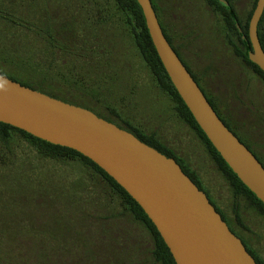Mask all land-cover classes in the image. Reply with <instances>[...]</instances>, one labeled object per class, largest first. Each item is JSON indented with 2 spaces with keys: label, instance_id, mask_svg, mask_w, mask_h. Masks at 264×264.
Segmentation results:
<instances>
[{
  "label": "trees",
  "instance_id": "obj_1",
  "mask_svg": "<svg viewBox=\"0 0 264 264\" xmlns=\"http://www.w3.org/2000/svg\"><path fill=\"white\" fill-rule=\"evenodd\" d=\"M151 1L161 24V18H165V12L162 10L164 0ZM114 2L133 26L138 51L153 73L157 86L175 102L179 118L196 133L220 174L229 184L233 192L231 217L209 198L210 193L204 188L198 174L167 147L156 134L146 133L134 127L125 121L114 107L104 104L100 108L99 103L102 100L95 95L87 94L90 98L86 101L82 96L76 97L58 87L62 82L58 81L55 76L58 69L65 66L69 60H79L88 67H90L88 64H94L93 69L99 75L107 69V65L110 66L109 69L112 68L108 59L115 55L114 50L112 52L106 45L107 35L104 36L103 33L106 18L100 14L99 16L104 19L100 22L97 20L92 22L88 16V10H83L86 5L84 0H8L9 7L0 3V20L13 26H22L26 31L38 36L37 47L46 55L44 62L36 63L34 57L26 60L20 55L16 56L17 60L4 58L3 50H0V58L3 59L0 61V73L31 89L87 108L99 117L134 134L139 140L167 157L174 158L199 189L206 193L210 202L221 214L231 231L242 240L257 264H264V260L252 248L251 241L245 236V231L249 232V228L241 215L242 206L245 205L246 208L264 218V203L241 181L223 159L181 98L157 53L138 1L114 0ZM87 4L92 5L89 1ZM256 5L257 0H253L252 8L249 12L247 11L245 21L237 15L233 7L231 13L220 7L221 13L226 16L221 28L225 30L224 41L232 55L264 82V71L249 59V52L252 51L249 24ZM161 27L175 50L171 36L172 34L175 37L181 36L180 31L177 32L173 26H170L167 29L170 35L162 24ZM182 28H185L183 35L190 36L188 27ZM258 34L264 49V14L258 26ZM9 60L15 63H12V67ZM6 66L15 71L10 72ZM210 70L211 74L207 76V93L199 85L200 88L225 125L250 150L253 149L264 159L263 107L244 99L243 94L236 96L235 86L241 91L239 81L235 82V86L226 85L221 77H215L214 72L218 71V67L213 66L207 71ZM70 71H68L69 75H71ZM59 72L64 73V70L59 69ZM83 74L79 72L77 76H74L80 79L76 78L75 83L72 82V78L65 80V74H61V78L76 86L79 85V81L83 80ZM102 75L106 76V74ZM220 83L229 89L226 88L224 91ZM53 84L57 85V88ZM94 98L98 101H94ZM34 159L38 162L41 159L73 162L83 166L93 175L101 177L110 192L120 200L124 210L119 212L114 208L112 211L101 214L100 212L104 210L96 205L92 195L78 196L71 193L64 198L62 194H59L51 203L52 207H55L53 211L59 221L57 223L59 228L56 232L62 231V236L58 237L47 230L51 240L41 239L38 244L33 237H26L24 244L17 246L13 260L8 264H177L157 227L142 207L101 167L74 149L52 144L24 130L0 122V164L5 167L16 166L17 161L21 160L23 166L30 165L31 168ZM262 165L264 166L263 163ZM26 174L22 173L24 197L37 196L41 203L45 204L44 195L41 193L47 192L40 188L39 191L33 193L35 187L29 186V183L34 180L29 176L30 173ZM55 240L61 241L62 244L56 247L53 245Z\"/></svg>",
  "mask_w": 264,
  "mask_h": 264
},
{
  "label": "rangeland",
  "instance_id": "obj_2",
  "mask_svg": "<svg viewBox=\"0 0 264 264\" xmlns=\"http://www.w3.org/2000/svg\"><path fill=\"white\" fill-rule=\"evenodd\" d=\"M84 1L86 5L83 10H88V16L92 22L94 20L100 22L106 18L103 33L104 36L107 35L106 45L112 52L114 50L115 55L108 59L112 68L109 69L110 66L107 65V69L99 75L93 69L94 64H88L90 65L88 67L79 60H69L65 66L59 68L64 70V73L59 72L58 69L55 76L58 81L62 82L58 87L76 97L82 96L86 101L90 98L87 94L95 95L102 100L99 103L100 108L104 104L114 107L121 117L134 127L146 133L156 134L167 147L198 174L204 188L210 193L218 207L231 217L233 192L229 184L220 174L196 133L179 118L175 102L157 86L153 73L136 46L133 26L118 9L114 0ZM88 1L91 2V6L87 4ZM185 1L191 5L195 14V5L192 4V0ZM0 3L9 7L8 0H0ZM252 3L253 0H247L248 12L252 8ZM100 14L104 18L99 16ZM179 14L181 15L180 10L175 14L170 13L168 21L173 22L171 24L174 30L180 31L183 35L185 28L175 23L177 20L175 15ZM246 17L247 15L242 16L243 21ZM199 19L201 21L199 28L191 24L195 29V37L187 39L184 53L194 63L195 69L198 68L205 84H208L207 76L211 74V70H207L213 66L218 67V71H213L215 77H221L223 83L229 86H235V82L239 81L241 91L235 86L236 96L243 94L244 99L263 107L262 111H264V82L242 65L227 48L224 41L225 30L221 28L220 17L215 18L213 33H211L210 24L206 22V14H199ZM191 22L195 23V18ZM198 29L203 36H198ZM38 39V36L26 31L22 26H13L0 20V42H2L0 50H3L4 58L17 60L16 56L20 55L25 60L34 57L36 63L44 62L46 55L37 47ZM7 41L11 42L7 43ZM0 61L3 59L0 58ZM12 63L14 62L9 60L11 67ZM6 69L10 68L6 66ZM69 70H71V75L68 73ZM12 71L15 69H10V72ZM79 72L84 73L83 80L75 86L76 78L80 79L74 76H77ZM61 74H65V80L72 78L74 83L62 80ZM102 74L106 76L103 77ZM220 84L224 91L226 88L229 89L222 83ZM53 85L57 88V85ZM93 100L98 101L95 98ZM20 161H17L16 166L10 167L0 164L1 264H8L13 260L17 246L23 245L26 237H33L38 244L41 239L51 240L47 230L58 237L62 236V231L56 232L59 228L57 225L59 221L53 211L55 207H52L51 203L59 194H62L64 198L71 193L78 196L92 195L96 205L104 210L100 212L101 214L112 211L114 208L119 212L124 210L120 200L110 192L101 177L93 175L79 164L42 159L38 162L34 159L33 166L30 168V165L23 166V162ZM22 173H30L29 176L34 180L29 183V186L35 187L33 193L39 191L40 188L45 189L47 193H41L44 195L45 204H42L36 195L34 198L33 195L24 197ZM241 215L249 228V232L245 231V236L251 241L252 248L264 260V218L246 208L245 205L242 206ZM60 244L62 242L58 240L53 242L56 247Z\"/></svg>",
  "mask_w": 264,
  "mask_h": 264
},
{
  "label": "water",
  "instance_id": "obj_3",
  "mask_svg": "<svg viewBox=\"0 0 264 264\" xmlns=\"http://www.w3.org/2000/svg\"><path fill=\"white\" fill-rule=\"evenodd\" d=\"M157 53L201 129L241 181L264 203V166L225 125L173 49L151 0H137ZM249 24V59L264 71L258 26ZM0 122L91 159L121 185L157 227L177 264H257L204 191L169 158L93 111L31 89L0 73Z\"/></svg>",
  "mask_w": 264,
  "mask_h": 264
},
{
  "label": "flooded vegetation",
  "instance_id": "obj_4",
  "mask_svg": "<svg viewBox=\"0 0 264 264\" xmlns=\"http://www.w3.org/2000/svg\"><path fill=\"white\" fill-rule=\"evenodd\" d=\"M217 2L219 4H217ZM247 0H192V4L195 5V14L192 11L191 5H189L185 0H164L162 4V10L165 12V18H161V24L163 28L167 31V33L170 34L169 30H167L170 26H173L168 21V16H170L171 12H179L181 15H175L176 17V23L179 24L181 27H188L190 36H181L178 35V37H175L173 34L171 36V39L173 40V45L175 47V50L182 60V62L185 64L189 72L192 74L194 79L196 78L198 84L203 88V90L207 93V83L205 84L204 79L200 75L199 71L195 69L194 63L185 55L184 53V47L185 42L188 41V38L195 37V28H199L200 25V19L199 14H206L207 24H210L211 33L215 29L214 21L216 16H219L221 19V24L225 23V14L221 13V8H225L231 13V8L233 7L237 13V15L242 18L243 15H247ZM246 6V7H245ZM195 18V23H192L191 21ZM188 19V20H187ZM190 24V25H189ZM193 24L194 26H191ZM226 27V26H225ZM201 29V28H200ZM198 36H203L201 34L200 30H197ZM171 35V34H170ZM175 40V41H174ZM252 152L258 157V159L264 164V159L260 157V155L255 152L253 149H251ZM209 198L213 200L212 196L209 194Z\"/></svg>",
  "mask_w": 264,
  "mask_h": 264
}]
</instances>
